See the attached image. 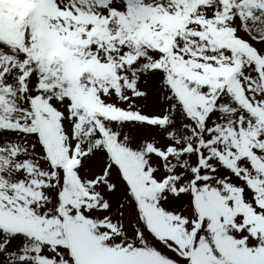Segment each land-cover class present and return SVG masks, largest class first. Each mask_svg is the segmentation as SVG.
Listing matches in <instances>:
<instances>
[{
	"label": "snow or ice",
	"instance_id": "1",
	"mask_svg": "<svg viewBox=\"0 0 264 264\" xmlns=\"http://www.w3.org/2000/svg\"><path fill=\"white\" fill-rule=\"evenodd\" d=\"M0 264H264V0H0Z\"/></svg>",
	"mask_w": 264,
	"mask_h": 264
}]
</instances>
